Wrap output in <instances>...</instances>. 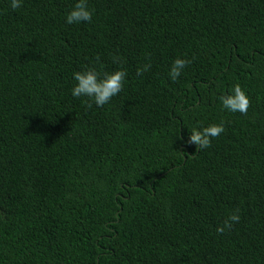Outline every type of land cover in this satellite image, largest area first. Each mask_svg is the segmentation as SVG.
<instances>
[{
  "label": "trees",
  "instance_id": "obj_1",
  "mask_svg": "<svg viewBox=\"0 0 264 264\" xmlns=\"http://www.w3.org/2000/svg\"><path fill=\"white\" fill-rule=\"evenodd\" d=\"M77 2L0 0V264H264V0ZM89 68L127 72L103 107Z\"/></svg>",
  "mask_w": 264,
  "mask_h": 264
},
{
  "label": "clouds",
  "instance_id": "obj_2",
  "mask_svg": "<svg viewBox=\"0 0 264 264\" xmlns=\"http://www.w3.org/2000/svg\"><path fill=\"white\" fill-rule=\"evenodd\" d=\"M13 10L21 7V0H11L10 4ZM92 18V12L88 9L87 0H78L73 9L68 13L66 17V23L78 24L81 22H90ZM99 57H97V60ZM114 62H119L115 59ZM191 63L187 59L174 60L170 71L168 73L172 82H176L181 75L183 69ZM151 68V64H145L141 68L137 69V76H142ZM127 72L124 70H117L111 74H101L95 69L89 68L83 72L73 73L75 86L71 91V95L74 98L87 97L90 98L92 103H88L87 107L91 108L93 103L97 107H103L114 96L118 95L123 88L125 77ZM223 108L230 112H239L242 115H247L248 108L250 107V100L246 96L245 92L237 84L232 89L231 95H225L221 98ZM225 131L223 122L219 125H210L202 130L193 129L190 134L188 143L197 146V151L207 149L211 146V139L219 137L221 133ZM238 211V210H237ZM239 221L237 214H232L224 221L223 226L217 227L218 233H223L226 229H231L234 223Z\"/></svg>",
  "mask_w": 264,
  "mask_h": 264
}]
</instances>
